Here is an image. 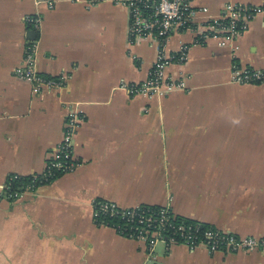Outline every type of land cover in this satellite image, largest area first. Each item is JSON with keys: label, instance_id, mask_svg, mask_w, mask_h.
Returning <instances> with one entry per match:
<instances>
[{"label": "crops", "instance_id": "crops-1", "mask_svg": "<svg viewBox=\"0 0 264 264\" xmlns=\"http://www.w3.org/2000/svg\"><path fill=\"white\" fill-rule=\"evenodd\" d=\"M0 0V264H264V252L211 253L206 247L125 238L95 220V201L122 209L170 207L176 216L241 237L264 238V83L233 81L236 68L264 71V17L236 50L209 39L172 67L188 88L166 98L133 94L157 57L149 41H129L130 14L110 2ZM219 17L227 4L264 0H193ZM28 17L40 19L38 27ZM195 34L176 32L166 52ZM37 42L44 88L17 78L25 44ZM127 86L126 88H123ZM70 113L79 166L34 192L9 199V177L41 175L63 139Z\"/></svg>", "mask_w": 264, "mask_h": 264}, {"label": "built area", "instance_id": "built-area-1", "mask_svg": "<svg viewBox=\"0 0 264 264\" xmlns=\"http://www.w3.org/2000/svg\"><path fill=\"white\" fill-rule=\"evenodd\" d=\"M39 4L49 3L51 0H37ZM81 3L86 8H92L102 3L110 2L125 7L130 14L129 41H149L157 46V57L147 80L132 85L129 91L133 94L153 98H166L178 91H185L187 77H176L171 68H180L189 60L191 48L204 45L209 39H218L224 46L234 47L247 31L250 22L258 16L264 17V5L247 6L227 4L222 14L209 21H198V17L208 10L206 7H196L193 0H72ZM29 24L38 27L40 19L28 17ZM190 31L195 34L191 43L182 44L180 49L169 55L166 52V42L176 32ZM17 78L32 83L37 91L44 88H60L64 81L46 78L40 75L37 69V42L28 40L25 44L22 66L14 70ZM233 81L239 84L264 83V71L236 68ZM127 86L124 85L123 88ZM39 92V91H38ZM83 119L78 113H70L67 120L63 139L56 147L52 158L41 175L9 177L2 186V191L9 199H16L24 193L34 192L40 185L54 179L58 174H67L75 171L79 166L74 158V144L77 131ZM26 179L29 181L25 182ZM18 185L20 192L14 190ZM15 191V192H14ZM95 220L103 225L104 216L121 218L127 221L123 229L117 233L125 238L146 243L148 249L154 252L159 242L167 245L176 244L175 236L180 233L183 245L190 249L198 246L206 247L211 253H244L251 251L264 252V238L241 237L231 232L220 230H207L198 240L192 233V228L176 226L177 218L170 207H161L158 211H143V205L131 209H122L108 201H95ZM199 227H196L198 229ZM189 231L190 233H186Z\"/></svg>", "mask_w": 264, "mask_h": 264}, {"label": "trees", "instance_id": "trees-1", "mask_svg": "<svg viewBox=\"0 0 264 264\" xmlns=\"http://www.w3.org/2000/svg\"><path fill=\"white\" fill-rule=\"evenodd\" d=\"M63 174H58L55 176L54 179H51L47 182H45L44 184L40 185H46V184H50L52 183L54 180H56L58 177L62 176ZM29 181V179H26L25 182ZM39 186V187H40ZM17 188H19L18 185H16L14 187V190L20 192L19 190H17ZM15 192V191H14ZM144 210L143 211H158V209H160L161 207H157V206H148V205H143ZM176 216V215H175ZM177 221L174 223V225L176 226H185L186 228H192V233L194 234L193 236H197L198 240H201V237L203 236V234L205 233V231L207 230H216L214 227L208 225V224H204V223H200L197 221H193L190 219H186V218H182L179 216H176ZM104 226L110 227L114 230H116V232H118L120 229H123L125 227V225L127 224V221L121 219V218H116V217H110V216H104V218L102 219ZM100 221H98V224H100ZM196 227H199L198 229H196ZM118 230V231H117ZM186 233H190L189 231H187ZM176 244L180 245L182 243H184L183 237L181 236L180 233H178L176 236Z\"/></svg>", "mask_w": 264, "mask_h": 264}]
</instances>
